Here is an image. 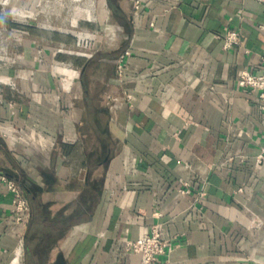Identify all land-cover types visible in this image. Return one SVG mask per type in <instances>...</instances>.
I'll return each instance as SVG.
<instances>
[{"label": "crops", "instance_id": "1", "mask_svg": "<svg viewBox=\"0 0 264 264\" xmlns=\"http://www.w3.org/2000/svg\"><path fill=\"white\" fill-rule=\"evenodd\" d=\"M140 1L99 2L92 31L115 45L85 57L0 8V79L16 88L0 105V264H140L127 243L154 229L170 242L159 264H264V101L238 86L263 73L264 4Z\"/></svg>", "mask_w": 264, "mask_h": 264}, {"label": "rangeland", "instance_id": "2", "mask_svg": "<svg viewBox=\"0 0 264 264\" xmlns=\"http://www.w3.org/2000/svg\"><path fill=\"white\" fill-rule=\"evenodd\" d=\"M20 1L21 5H18ZM20 1L8 0V4H1L0 8L5 14V18L32 22L45 29H53L54 31L51 33L72 42L79 57L89 55L96 44H100L102 47L115 45L113 41L115 33H95L92 31L93 26L97 24L99 2L106 0ZM89 10L92 11V15L87 13ZM19 11H22L21 13L27 17L16 16ZM107 34L108 36H106ZM86 35L89 37L84 38ZM86 43H88L87 47Z\"/></svg>", "mask_w": 264, "mask_h": 264}, {"label": "built area", "instance_id": "3", "mask_svg": "<svg viewBox=\"0 0 264 264\" xmlns=\"http://www.w3.org/2000/svg\"><path fill=\"white\" fill-rule=\"evenodd\" d=\"M260 4H264V0H256ZM8 0H0V6L8 4ZM133 9L138 12L141 8L140 0H132ZM20 12V11H19ZM219 40L223 41L224 50L237 49L241 46V37L238 33L230 30H225L218 37ZM88 43H86L87 47ZM129 56V53H125L120 57L117 64V76L119 79L123 77L125 60ZM85 57V56H84ZM2 62L3 60L0 59ZM261 69L263 70L262 75L256 76L250 72H243L238 80V86L241 89L251 91L257 94L261 100L264 101V58L261 59ZM69 80L67 78H61V82L65 91H70ZM7 89H11L16 92V88L7 83L6 81L0 79V105H5V103L14 109L15 103L6 102L2 96ZM108 105L115 103L117 100L112 97H108ZM1 135L7 137L5 132H1ZM258 163L264 162V146L260 157L257 159ZM3 182L6 184L8 191L13 196V207L14 214L17 217V221L20 224L29 225L31 208L28 200L25 198L21 187L18 183L9 180L6 177L2 178ZM181 195H187V185H183V188L179 191ZM127 251L140 257V264H159L162 257H165L170 251V242L165 241L161 238L160 233L157 229H154L150 235H147L137 241H129L127 243Z\"/></svg>", "mask_w": 264, "mask_h": 264}, {"label": "bare ground", "instance_id": "4", "mask_svg": "<svg viewBox=\"0 0 264 264\" xmlns=\"http://www.w3.org/2000/svg\"><path fill=\"white\" fill-rule=\"evenodd\" d=\"M87 37H89L88 35H86L84 38H87Z\"/></svg>", "mask_w": 264, "mask_h": 264}]
</instances>
